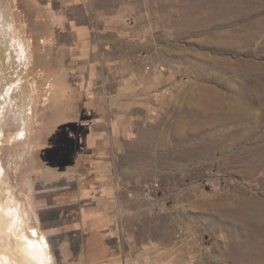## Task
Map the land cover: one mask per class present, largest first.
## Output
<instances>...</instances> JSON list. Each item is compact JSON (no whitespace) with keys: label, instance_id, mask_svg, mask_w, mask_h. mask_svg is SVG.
<instances>
[{"label":"rangeland","instance_id":"obj_1","mask_svg":"<svg viewBox=\"0 0 264 264\" xmlns=\"http://www.w3.org/2000/svg\"><path fill=\"white\" fill-rule=\"evenodd\" d=\"M77 1L0 0V264H264V0Z\"/></svg>","mask_w":264,"mask_h":264},{"label":"crops","instance_id":"obj_2","mask_svg":"<svg viewBox=\"0 0 264 264\" xmlns=\"http://www.w3.org/2000/svg\"><path fill=\"white\" fill-rule=\"evenodd\" d=\"M90 0H82L77 1L78 4L88 7ZM75 3V2H74ZM85 28V24H82V30ZM105 139L103 137H97V139L93 138L92 134H87L85 136H82V142H86L89 144H93V141L102 142ZM91 148V145H88ZM92 150V149H91ZM102 201L94 204L93 206H84L82 205V219L80 220V227L82 226V261L85 260L84 255H87L88 253L96 254L97 251L96 248H92L87 246L86 244H83V240L87 238V235L91 231H98L99 233H103L104 231L108 230V217H104V207L103 205H100ZM69 226V231H75L77 229L76 226H74L71 221H66ZM104 226H108L107 228H104ZM79 228V227H78Z\"/></svg>","mask_w":264,"mask_h":264},{"label":"bare ground","instance_id":"obj_3","mask_svg":"<svg viewBox=\"0 0 264 264\" xmlns=\"http://www.w3.org/2000/svg\"><path fill=\"white\" fill-rule=\"evenodd\" d=\"M9 213H10L11 216L13 215L17 220L20 218V215L16 214L13 211H9ZM41 240L42 239H40V242L35 241V243L27 242L28 240L27 241H23V242H25V245L22 246L20 249H21L22 252H24L26 254V256L29 258V260H31V257L33 259L34 258L37 259V253L36 252L37 251L41 252L43 254V256H42L43 263H48V261H49V256H48L49 251L47 252V249L45 248V246L43 245V242ZM28 244H29V246H32V248H33L31 251L27 247Z\"/></svg>","mask_w":264,"mask_h":264},{"label":"snow or ice","instance_id":"obj_4","mask_svg":"<svg viewBox=\"0 0 264 264\" xmlns=\"http://www.w3.org/2000/svg\"><path fill=\"white\" fill-rule=\"evenodd\" d=\"M35 235V233H33Z\"/></svg>","mask_w":264,"mask_h":264}]
</instances>
